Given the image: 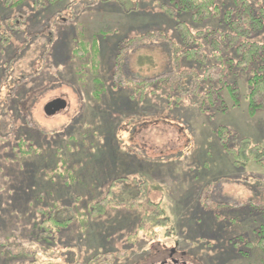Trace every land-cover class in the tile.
Segmentation results:
<instances>
[{
    "label": "rangeland",
    "instance_id": "obj_1",
    "mask_svg": "<svg viewBox=\"0 0 264 264\" xmlns=\"http://www.w3.org/2000/svg\"><path fill=\"white\" fill-rule=\"evenodd\" d=\"M19 1L15 8L0 0V34L8 36L7 43L0 42V67L9 54L13 57L24 48L10 64L14 77L3 80L12 86L24 76L19 87L31 88L29 102L24 101L30 104L31 130L20 118L1 119L0 124L10 126L1 135L9 140L0 142V151L8 144L16 146L13 138L26 129L30 135L21 136L39 152L0 159V264H159L162 255L157 251L173 247L187 252L188 264H264L257 246L264 238V165L237 168L215 133L227 127L231 146L248 138L264 149V109L250 113L245 76L238 78L237 69L230 70L239 87L237 106L225 89L220 91L225 111L217 92L210 103L205 84L198 96L194 85L189 86V95L180 94H186V101L166 111L167 88L143 97L126 86L128 81L152 82L166 75L175 80L167 41L146 37L128 44L155 30L173 37V22L161 15L162 0H132L134 10L125 12L114 0L11 4ZM251 1L264 6V0ZM16 21L18 31L11 33L8 24ZM94 38L100 46L97 77L105 87L98 99L93 96L90 59L71 55L78 42ZM251 39L264 45V28ZM122 53L121 61L117 55ZM6 93L2 90L1 98ZM54 98L66 107L59 115L45 116L43 106ZM21 105L16 95L8 107L21 110ZM133 180L148 182L149 200L161 204L170 222L169 236L159 230L144 242L149 235L136 230L139 215L134 207L90 215L108 190L125 193ZM53 205L66 207L73 222L50 231L54 252L46 255L49 246L41 223Z\"/></svg>",
    "mask_w": 264,
    "mask_h": 264
},
{
    "label": "trees",
    "instance_id": "obj_2",
    "mask_svg": "<svg viewBox=\"0 0 264 264\" xmlns=\"http://www.w3.org/2000/svg\"><path fill=\"white\" fill-rule=\"evenodd\" d=\"M12 1L6 0L5 5L10 4L11 7L17 8L21 4L20 1L11 4ZM50 1L55 3L57 0ZM114 1L120 4L124 12L134 10L132 0ZM221 1L162 0L160 2L161 15L173 22V37L168 38L163 31L155 30L144 36L128 40V44L133 46L146 37L167 41L169 46L168 55L173 67L171 78L178 81L170 80V76L166 75L152 82L146 80L140 82L128 81L126 86L134 89L135 93H139L143 97L146 95L157 96L164 88H167L169 91V96L166 98V100L169 99L165 108L167 111L175 109V106L179 105L180 102L186 101V94L184 96L180 94L187 93L189 86L194 85V92L199 95L201 94L199 89L204 88L205 84H209L208 92L204 96L213 104L217 92L219 107L225 111L224 99H222L220 91H223V89L228 90L229 95L234 100V105L237 106L239 104V87L235 86L237 84L234 75H237L238 78L244 75L247 86L245 99L250 113L254 114L256 111L264 109V45L251 39L253 33H258L264 28V6L258 7L251 0H227L223 4ZM38 6H41V4ZM186 18L190 20L192 25L185 21ZM213 22H215L214 26H210ZM222 45L226 47L225 50L221 48ZM99 47L98 39L94 38L90 43L84 40L78 42L76 48L71 52V55L81 60L90 59V70L94 75L92 81L95 88L93 96L97 99L105 91L103 81L97 77ZM117 56H121V61L125 60V53ZM233 67L237 69L234 75L230 71ZM180 70L183 74L180 73ZM2 71L4 72L5 69ZM230 76L232 78L234 76L233 82L228 80ZM218 85H220L219 89H217ZM147 90H150V92H147ZM189 94L190 92L187 93V95ZM176 99L177 102H175ZM215 133L218 134V141L222 149L231 156L237 168L243 169L249 164L264 165V149L260 145L252 144L248 138H243L236 147L231 146L230 132L227 127H219ZM22 150L21 153L16 155V158L27 154L32 155L35 151H38V148H31L28 151ZM120 180L129 181L127 178H121ZM130 184L125 186V188H129L125 193L119 192L120 189H117L116 192L108 190L105 198L92 205L90 215L101 217L106 214L108 208L111 210L126 208L129 211L134 207L139 215L136 230L149 235L148 238L143 240L144 242L153 240V237L157 236L156 231L159 230H163L166 236H169L171 233L170 222L164 217L161 204H154L149 200L148 182L138 184L136 180H133ZM224 205L227 204L222 206ZM64 208L66 207L51 206L48 215H46L47 217L41 223L42 226L46 227L45 236L49 248L51 246L50 231L56 233L62 227H67L69 223L73 222V218L67 217L66 210L68 209ZM64 213L66 215L62 216ZM261 233H264V229ZM236 240L243 241L244 237ZM257 246L264 253V238L259 240ZM49 248L45 250L46 255L54 252L52 248ZM7 254H5L6 257L9 256ZM76 264L79 263L76 262Z\"/></svg>",
    "mask_w": 264,
    "mask_h": 264
},
{
    "label": "flooded vegetation",
    "instance_id": "obj_3",
    "mask_svg": "<svg viewBox=\"0 0 264 264\" xmlns=\"http://www.w3.org/2000/svg\"><path fill=\"white\" fill-rule=\"evenodd\" d=\"M19 25V22H14V24L12 25H9V29H11V33H13V31H18L17 27ZM48 41V39L45 37L44 38V41ZM0 42L1 43H7L8 42V36H5L2 37V35L0 34ZM23 53L25 52L24 51V48H21ZM21 49H18L15 53H14V56L12 57V54H9V61H7V64L4 65L2 67H0V84L3 82L5 85H7L6 82H4L3 79H7L9 78L8 80H10V76H13L14 77V71H13V68L10 66L11 62L12 61H15V59H18V56L20 54V50ZM12 50V49H11ZM3 51V50H2ZM6 52V50H5ZM5 52H3L1 54V56L3 57L5 54ZM46 52V51H45ZM44 52V54H45ZM43 54V56H44ZM24 55V54H23ZM12 59V60H11ZM5 69V71L3 72L2 70ZM18 80L17 81H14L12 82V86H6V87H1L0 86V93L2 90H6V95L1 98L0 96V120L3 119V120H10L13 118H17V119H21L23 124H24V128H27L29 130H31V120H30V104H28L29 102V95L31 93V88L28 87V86H22V87H19V85H21V83H25V81H23L22 79H24V76H19V78H17ZM18 86H17V85ZM19 90V91H18ZM18 91V92H17ZM1 95V94H0ZM18 96V99L20 100V103H22L21 107L22 109L20 110V107L17 109V108H11V110L9 109L8 107V104H9V100H11L14 96ZM27 104L25 103L24 104V101H27ZM59 100H62L61 98H54L52 99L51 101H49V103H46L44 104L43 106V113L45 116H48V114H51V116L49 117H53L55 115H59L55 113V110L57 109V104L55 101H59ZM63 101V100H62ZM19 101H17V104H18ZM15 110V112H14ZM61 114V113H60ZM10 124H0V142L1 141H4V142H8L9 140V135H6L5 137L7 138H3L1 135L2 133L6 130V128L8 127L9 128ZM26 130V129H25ZM19 130L17 132V139H14L13 138V142L16 141V146H10L9 144L6 145L5 147L2 148V150L0 151V159H8L11 157L10 160H14V158H16V155L21 153V150L24 151H28L30 150L31 146L33 144H31V141L29 140V138H24L21 136L20 133L23 132L24 136H29L30 135V131L29 130ZM39 134L41 135V131H39ZM39 140V139H38ZM41 141V140H39ZM1 145V144H0ZM39 152V150L37 151ZM41 153V152H40ZM30 154H27V155H24L20 158H26V157H29ZM164 253L163 252H160V251H157V253L159 255H162V260L160 261L159 264H188L186 261H185V257L187 255V252L184 251V250H181L180 248H176V247H173V248H164Z\"/></svg>",
    "mask_w": 264,
    "mask_h": 264
},
{
    "label": "water",
    "instance_id": "obj_4",
    "mask_svg": "<svg viewBox=\"0 0 264 264\" xmlns=\"http://www.w3.org/2000/svg\"><path fill=\"white\" fill-rule=\"evenodd\" d=\"M55 102L57 104V109L55 110V113L56 114L61 113L65 109L66 103L62 100L55 101ZM48 116H51V114H48Z\"/></svg>",
    "mask_w": 264,
    "mask_h": 264
}]
</instances>
